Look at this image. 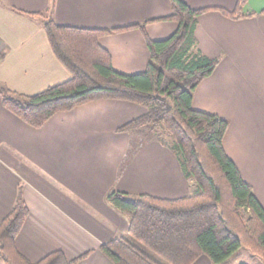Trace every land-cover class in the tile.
<instances>
[{
  "label": "crops",
  "instance_id": "0c3cea01",
  "mask_svg": "<svg viewBox=\"0 0 264 264\" xmlns=\"http://www.w3.org/2000/svg\"><path fill=\"white\" fill-rule=\"evenodd\" d=\"M181 1L207 11L196 26L198 49L219 60L194 91L192 106L228 121L225 151L264 207V0H247L241 19L224 15L235 12L238 0ZM49 9L60 26L113 30L168 17L171 0H0V86L33 96L70 79L38 16ZM177 29L175 22L146 26L154 41ZM99 42L118 73L146 70L150 54L140 30ZM145 113L136 104L101 100L34 129L9 112L0 96V223L22 188L29 216L16 247L26 259L37 263L62 251L70 261L89 254L77 264H114L101 247L127 237L129 222L107 202L111 191L161 198L197 192L175 154L153 134L118 132ZM142 136L145 145L123 168L131 144ZM193 264L213 263L201 256Z\"/></svg>",
  "mask_w": 264,
  "mask_h": 264
},
{
  "label": "trees",
  "instance_id": "16d2710c",
  "mask_svg": "<svg viewBox=\"0 0 264 264\" xmlns=\"http://www.w3.org/2000/svg\"><path fill=\"white\" fill-rule=\"evenodd\" d=\"M246 4L247 0H238L235 12L224 15L241 19ZM206 12L171 0L168 17L101 30L60 26L52 10L47 11L38 16L44 18L50 47L70 79L33 96L0 86L3 106L34 129L95 101L142 106L146 113L118 132L153 134L175 154L185 177L196 183L197 192L181 198L111 191L107 202L129 222L127 237L101 247L114 264H193L201 256L213 264H226L241 248L264 260V207L225 151L228 121L192 106L194 91L219 64L198 49L196 26ZM157 22H175L178 29L168 39L154 41L147 35L146 26ZM134 29L143 34L150 61L142 73L120 74L99 41ZM146 140L142 136L140 142L131 144L123 168ZM28 216L20 188L11 213L0 223V259L5 264H77L89 256L70 261L62 251H56L37 263L29 261L16 247Z\"/></svg>",
  "mask_w": 264,
  "mask_h": 264
},
{
  "label": "rangeland",
  "instance_id": "374dc122",
  "mask_svg": "<svg viewBox=\"0 0 264 264\" xmlns=\"http://www.w3.org/2000/svg\"><path fill=\"white\" fill-rule=\"evenodd\" d=\"M139 141V139H138ZM140 142V141H139ZM169 144V143H168ZM163 145V144H162ZM164 146V145H163ZM167 147V146H165ZM169 148V147H167ZM171 150V149H170ZM129 152V151H128ZM193 181V180H192ZM164 193V191H163ZM138 195V194H134ZM194 195V194H193ZM191 196V195H190ZM230 264H264V260L260 257L253 254L246 248H241L237 253H235L230 259ZM0 264H5L2 260H0Z\"/></svg>",
  "mask_w": 264,
  "mask_h": 264
}]
</instances>
